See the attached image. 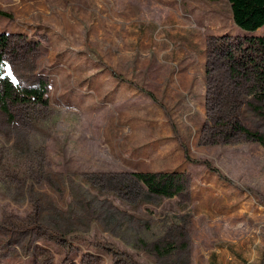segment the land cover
<instances>
[{
  "label": "rangeland",
  "instance_id": "obj_1",
  "mask_svg": "<svg viewBox=\"0 0 264 264\" xmlns=\"http://www.w3.org/2000/svg\"><path fill=\"white\" fill-rule=\"evenodd\" d=\"M0 11L3 76L43 80L47 100L0 111V264H264V146L228 123L264 138V96L228 74L264 26L238 30L228 0ZM139 173H182L184 190L154 197ZM205 173L225 189L204 197Z\"/></svg>",
  "mask_w": 264,
  "mask_h": 264
},
{
  "label": "trees",
  "instance_id": "obj_2",
  "mask_svg": "<svg viewBox=\"0 0 264 264\" xmlns=\"http://www.w3.org/2000/svg\"><path fill=\"white\" fill-rule=\"evenodd\" d=\"M228 3L232 21L241 32L252 34L264 26V0H228ZM0 15L9 17L1 11ZM5 36L0 35V111L10 117L7 108L8 101L30 103L35 106L46 105L47 100L44 97L46 84L43 80H38L35 85L29 87H19L14 92L10 82L3 76L2 48L5 46ZM245 41L247 55L240 58L232 56L229 59L228 74L231 79L238 78L248 84H254L249 93L254 99L261 101L264 96V37H249ZM223 49H225L224 46L220 45L219 50L223 51ZM252 110L259 112L258 107H252ZM228 123L232 125L233 130L264 146L262 135L241 126L235 118ZM182 175V173H139L134 177L150 195L157 198H172L184 190L181 184Z\"/></svg>",
  "mask_w": 264,
  "mask_h": 264
},
{
  "label": "crops",
  "instance_id": "obj_3",
  "mask_svg": "<svg viewBox=\"0 0 264 264\" xmlns=\"http://www.w3.org/2000/svg\"><path fill=\"white\" fill-rule=\"evenodd\" d=\"M190 83L191 79H192V71L189 73H186V75H183ZM202 90H203V86H202V80H201V75H198V80H197V84L195 86V88L193 89V91L196 93L197 97H200L202 95ZM170 94H172L170 92ZM173 95V94H172ZM158 152V151H157ZM144 153V151H142L140 153V155H142ZM176 153V157L174 158V160H171L170 162H168V167L169 171L173 170V169H178L179 165H175V162L178 163V161H180L181 156H178V153ZM167 171V170H166ZM163 172V171H162ZM206 176L204 177L205 181L208 183V188L204 189V197L209 196L212 193V190H217V191H221L224 190L225 188L221 185L222 181H220L216 176L210 175L208 173H205Z\"/></svg>",
  "mask_w": 264,
  "mask_h": 264
},
{
  "label": "snow or ice",
  "instance_id": "obj_4",
  "mask_svg": "<svg viewBox=\"0 0 264 264\" xmlns=\"http://www.w3.org/2000/svg\"><path fill=\"white\" fill-rule=\"evenodd\" d=\"M10 75V74H9Z\"/></svg>",
  "mask_w": 264,
  "mask_h": 264
}]
</instances>
